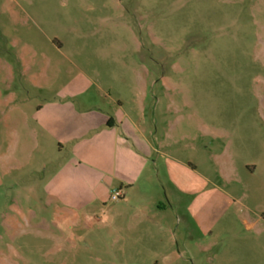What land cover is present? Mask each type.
Masks as SVG:
<instances>
[{"label":"rangeland","instance_id":"374dc122","mask_svg":"<svg viewBox=\"0 0 264 264\" xmlns=\"http://www.w3.org/2000/svg\"><path fill=\"white\" fill-rule=\"evenodd\" d=\"M83 75L126 99L141 76L145 122L159 137H185L192 160L204 140L208 160L226 142L237 163L262 159L264 0H0V264H173L122 254L102 205L71 210L44 193L58 160L31 111L56 91L81 89ZM17 105L26 119L11 117ZM233 179L243 204L237 236H177L187 259L177 264H264V176L260 169ZM159 180L170 199L163 167Z\"/></svg>","mask_w":264,"mask_h":264},{"label":"crops","instance_id":"0c3cea01","mask_svg":"<svg viewBox=\"0 0 264 264\" xmlns=\"http://www.w3.org/2000/svg\"><path fill=\"white\" fill-rule=\"evenodd\" d=\"M77 78L81 89L54 92L30 115L58 160L42 186L50 200L71 210L102 205L100 212L109 215L104 224L123 241L122 254L147 256L151 263L159 257H173V264L187 262L176 251V237L187 239L190 230L209 239H219L214 231L230 230L235 238L239 220L235 208L243 204L231 190L233 176L239 172L254 176L260 169L264 176V158L237 163L226 142L208 160L210 145L204 140L192 160L193 147L185 137L174 140L167 133L159 137L155 123L145 122L148 86L141 76L140 89L130 99L116 91L110 95L87 76ZM162 82L167 86L168 79L163 76ZM10 111L11 117L16 113L26 119L21 106ZM160 167L172 192L170 199L159 180ZM114 190L121 193L117 201L110 200ZM190 195L192 200L181 205ZM245 226L254 229L253 217Z\"/></svg>","mask_w":264,"mask_h":264},{"label":"built area","instance_id":"2783aa9c","mask_svg":"<svg viewBox=\"0 0 264 264\" xmlns=\"http://www.w3.org/2000/svg\"><path fill=\"white\" fill-rule=\"evenodd\" d=\"M121 198V193L118 190H114L110 196L111 201H117Z\"/></svg>","mask_w":264,"mask_h":264}]
</instances>
